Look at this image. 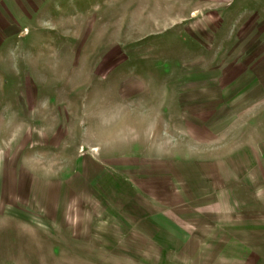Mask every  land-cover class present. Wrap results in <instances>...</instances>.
Returning <instances> with one entry per match:
<instances>
[{"label": "rangeland", "instance_id": "1", "mask_svg": "<svg viewBox=\"0 0 264 264\" xmlns=\"http://www.w3.org/2000/svg\"><path fill=\"white\" fill-rule=\"evenodd\" d=\"M0 264H264V0H0Z\"/></svg>", "mask_w": 264, "mask_h": 264}]
</instances>
